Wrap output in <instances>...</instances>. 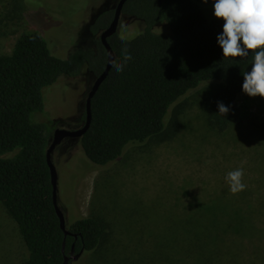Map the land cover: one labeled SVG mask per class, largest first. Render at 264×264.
<instances>
[{
	"label": "trees",
	"instance_id": "obj_1",
	"mask_svg": "<svg viewBox=\"0 0 264 264\" xmlns=\"http://www.w3.org/2000/svg\"><path fill=\"white\" fill-rule=\"evenodd\" d=\"M201 3L128 0L123 6L121 15L139 22L142 32L129 40L116 33L108 42L115 61H122L124 48L132 59L123 71L112 66L91 100L89 129L80 139H73L93 168H107L131 145L161 136L169 111L205 84L217 86L207 109L208 126L225 133L241 123L237 95L242 91L243 73L251 71L254 52L223 57L217 37L224 20H208ZM8 4L9 17L22 15L21 0ZM114 11L98 16L91 28L93 36L110 25ZM156 27L166 29L154 32ZM106 62L100 38L91 49H79L60 59L37 31L23 33L10 54L0 55V204L17 225L27 249L24 264H63L73 245L75 254H94L110 240L102 219L95 216L76 221L68 229L75 237H65L53 205L46 160L53 134L46 123L32 121L33 115L37 120L44 114L45 88L63 76L78 77L83 67L97 78ZM219 103L229 109L226 115L219 113ZM261 130L264 133V125ZM223 200L198 205L179 221L180 230L190 234L187 243L197 255L194 264H239L245 246L264 262V226H257L253 208L233 207L238 200Z\"/></svg>",
	"mask_w": 264,
	"mask_h": 264
},
{
	"label": "rangeland",
	"instance_id": "obj_2",
	"mask_svg": "<svg viewBox=\"0 0 264 264\" xmlns=\"http://www.w3.org/2000/svg\"><path fill=\"white\" fill-rule=\"evenodd\" d=\"M118 1L21 0L22 17H9V0H0V55L10 54L27 31L39 32L60 59L91 49L101 34L93 36L94 22L105 10L115 9ZM199 1L208 20L218 19L214 1ZM139 24L121 15L117 36L136 37L142 32ZM80 73L75 78L63 76L43 90L44 114L37 117L41 122L33 115L34 123H46L51 134L82 127L95 78L84 67ZM216 91L215 84H205L181 100L169 111L161 136L131 145L107 168H93L73 139L55 148L58 205L67 230L76 221L95 216L110 237L96 253H82L70 264H194L197 255L187 243L190 234L180 230L179 221L198 205L216 199L238 200L233 207L245 210L250 205L257 226H264V98L242 90L236 101L241 123L218 133L207 124L208 105ZM241 167L247 187L232 194L225 177ZM247 247L240 250L239 264H264ZM27 258L17 225L0 204V264H24Z\"/></svg>",
	"mask_w": 264,
	"mask_h": 264
},
{
	"label": "clouds",
	"instance_id": "obj_3",
	"mask_svg": "<svg viewBox=\"0 0 264 264\" xmlns=\"http://www.w3.org/2000/svg\"><path fill=\"white\" fill-rule=\"evenodd\" d=\"M213 6L214 16L224 20L222 34L217 37L223 57H245L253 51L251 71L243 73L242 90L250 97L264 98V0H214ZM131 59L128 49L124 48L122 61H112V65L117 71H123ZM218 108L222 115L229 111L222 103ZM243 177L242 167L227 173L225 180L232 194L246 189Z\"/></svg>",
	"mask_w": 264,
	"mask_h": 264
},
{
	"label": "water",
	"instance_id": "obj_4",
	"mask_svg": "<svg viewBox=\"0 0 264 264\" xmlns=\"http://www.w3.org/2000/svg\"><path fill=\"white\" fill-rule=\"evenodd\" d=\"M128 0H119L114 11L113 19L110 23V25L101 32L99 38L102 46L105 48L106 54H107V62L104 71L101 73L100 76L95 78V81L93 85L90 88V91L88 93L86 103H85V120L83 122L82 127L76 130H67V129H56L53 133L50 145L46 151V160L47 165L50 170V176H51V185L53 189V205L55 208V212L57 214V217L60 222V228L63 231L65 237L67 236H74L71 234L67 228L65 223V217L61 209L58 205V175L56 168L52 162V153L54 152L55 148L59 146L64 140L66 139H80L89 129L90 123H91V100L98 91L101 84L105 81L107 78L111 68H112V61H115V54L108 42V39L114 36L117 33L119 19L122 13L123 6ZM65 247V243L63 244V249ZM74 245L72 246L71 252L69 256L64 257L63 264H70L72 260L77 259L83 251L79 252L75 256L74 254Z\"/></svg>",
	"mask_w": 264,
	"mask_h": 264
}]
</instances>
